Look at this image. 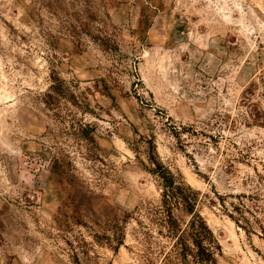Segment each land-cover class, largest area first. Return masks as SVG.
<instances>
[{
    "label": "rangeland",
    "instance_id": "obj_1",
    "mask_svg": "<svg viewBox=\"0 0 264 264\" xmlns=\"http://www.w3.org/2000/svg\"><path fill=\"white\" fill-rule=\"evenodd\" d=\"M149 155L264 264V0H0V264H201Z\"/></svg>",
    "mask_w": 264,
    "mask_h": 264
},
{
    "label": "trees",
    "instance_id": "obj_2",
    "mask_svg": "<svg viewBox=\"0 0 264 264\" xmlns=\"http://www.w3.org/2000/svg\"><path fill=\"white\" fill-rule=\"evenodd\" d=\"M149 160L153 165L149 171L159 179L161 222L167 227L168 233L177 236L175 245L179 246L180 253H193L201 264H215L214 253L220 251V245L205 219L196 209L200 192L187 184L180 173H174L156 161L153 155H149ZM174 210H180L188 216V219L182 223L184 228L180 227V221L174 215ZM128 217V214H125L122 220L125 221ZM113 236L120 245L124 234L121 231H114ZM187 239L190 240L192 247L186 245Z\"/></svg>",
    "mask_w": 264,
    "mask_h": 264
}]
</instances>
